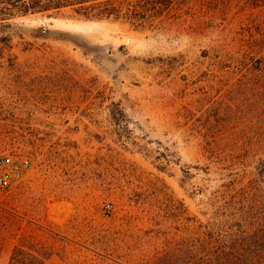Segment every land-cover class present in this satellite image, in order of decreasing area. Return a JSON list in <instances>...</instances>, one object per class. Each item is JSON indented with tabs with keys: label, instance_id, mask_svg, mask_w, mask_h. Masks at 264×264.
<instances>
[{
	"label": "rangeland",
	"instance_id": "rangeland-1",
	"mask_svg": "<svg viewBox=\"0 0 264 264\" xmlns=\"http://www.w3.org/2000/svg\"><path fill=\"white\" fill-rule=\"evenodd\" d=\"M120 5L118 17L0 19V150L30 160L0 197L9 264H137L166 251L171 264L235 261L207 248L203 224L217 222L221 184H264L260 155L242 145L264 131V105L224 56L264 10ZM249 215L264 223V209ZM253 244L264 264V239Z\"/></svg>",
	"mask_w": 264,
	"mask_h": 264
},
{
	"label": "trees",
	"instance_id": "trees-1",
	"mask_svg": "<svg viewBox=\"0 0 264 264\" xmlns=\"http://www.w3.org/2000/svg\"><path fill=\"white\" fill-rule=\"evenodd\" d=\"M235 1L242 4L240 8L249 5L260 8V12L264 10V0ZM120 2L121 0H0V19L35 13L53 14L64 8H71L86 18L118 17L122 13ZM258 21L255 33L239 38L234 51L229 54L226 52L224 56L225 61L239 73L237 80H244L251 88V94L257 97L254 106L260 111L261 102L264 105V33H261L264 22H260V19ZM249 139L242 145L248 147V150L256 151V155H260L259 159L264 164V131L254 133ZM260 174L261 171L255 173ZM256 183L257 186L254 185ZM262 183V180H252L250 184L242 185V180L237 179L231 183L221 184L216 190L218 193L210 205L217 222L203 224L205 227L203 239L207 248L219 245L221 250L214 252L227 255L231 250L236 257L232 262L225 261L223 257V261H220L219 257L216 260L208 258L204 261L205 264H260L261 261L255 259L256 250H259L257 253H262L263 249L255 246L253 241L264 239V223L255 222L253 215H249V210L257 212L264 209ZM166 254H157L158 256L137 264H171Z\"/></svg>",
	"mask_w": 264,
	"mask_h": 264
},
{
	"label": "built area",
	"instance_id": "built-area-1",
	"mask_svg": "<svg viewBox=\"0 0 264 264\" xmlns=\"http://www.w3.org/2000/svg\"><path fill=\"white\" fill-rule=\"evenodd\" d=\"M29 164L30 160L27 157H19L13 152L0 150V195L8 193L13 188Z\"/></svg>",
	"mask_w": 264,
	"mask_h": 264
},
{
	"label": "crops",
	"instance_id": "crops-1",
	"mask_svg": "<svg viewBox=\"0 0 264 264\" xmlns=\"http://www.w3.org/2000/svg\"><path fill=\"white\" fill-rule=\"evenodd\" d=\"M3 194L0 195V197L2 196ZM0 224H2V222L0 221ZM9 224V221L7 220V225ZM5 240V239H4ZM3 240V238L0 237V247H6V248H10L8 250V252H2V254L0 255V264H9V261H10V254L12 252V249L15 247V241H14V238H9L6 239L5 241ZM4 253V254H3Z\"/></svg>",
	"mask_w": 264,
	"mask_h": 264
}]
</instances>
